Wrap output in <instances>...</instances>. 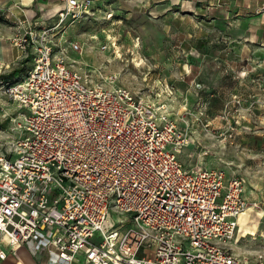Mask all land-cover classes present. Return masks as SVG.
Here are the masks:
<instances>
[{
    "label": "built area",
    "instance_id": "built-area-1",
    "mask_svg": "<svg viewBox=\"0 0 264 264\" xmlns=\"http://www.w3.org/2000/svg\"><path fill=\"white\" fill-rule=\"evenodd\" d=\"M62 1L52 25L35 30L23 16L13 39L31 62L3 86L26 135L0 154V260L25 246L47 264H264V251L250 260L232 249L245 180L186 170L184 117L181 127L151 90L76 68L68 50L83 46L55 35L92 16L94 0ZM111 212L122 218L112 227Z\"/></svg>",
    "mask_w": 264,
    "mask_h": 264
},
{
    "label": "rangeland",
    "instance_id": "rangeland-1",
    "mask_svg": "<svg viewBox=\"0 0 264 264\" xmlns=\"http://www.w3.org/2000/svg\"><path fill=\"white\" fill-rule=\"evenodd\" d=\"M19 2L0 0L2 76L21 67L25 60L13 41L18 36L19 21L25 18L4 9ZM96 4L94 0L93 6ZM114 8L111 18L77 21L61 36L56 34L55 41L67 48L69 42L83 46L81 54L68 50L70 62L76 60L81 72L95 74L103 69L105 74L117 77L116 87L157 94V98L152 94L153 99L167 104L173 119L180 122L184 117L188 123L190 146L179 155L185 169L201 164L207 169L224 170L227 178L240 176L245 180V191H253L252 196H246H251L246 200L247 206L263 208L264 47L255 50L249 46L245 52V38L236 34L197 33L188 18L183 22L175 17L159 21L145 9L126 10L123 3ZM27 19L34 22L36 17ZM33 27L39 30L38 26ZM103 44L107 50L101 49ZM4 91L0 85V154L9 152L12 139L26 135L12 121L23 110ZM121 219L111 212L109 225L112 227ZM256 219L260 218L252 216L250 221L256 229L245 237L238 231V240L256 235ZM94 240H101L99 233ZM242 244H248L249 252L256 250L252 239L241 243V247Z\"/></svg>",
    "mask_w": 264,
    "mask_h": 264
},
{
    "label": "crops",
    "instance_id": "crops-1",
    "mask_svg": "<svg viewBox=\"0 0 264 264\" xmlns=\"http://www.w3.org/2000/svg\"><path fill=\"white\" fill-rule=\"evenodd\" d=\"M96 2L92 9L93 15L88 18H105L106 16L111 18L116 9L114 7L123 3L127 7L126 10L134 8L148 10L153 18L159 21L175 17L183 22L184 18H188L194 24V32L197 33L236 34L238 37H244L245 44L242 50L245 52L250 49L249 46L255 50H258L259 46L264 47V0H96ZM62 8V0H32L30 6H25L20 0L13 7L5 6L4 9L21 17L32 19L36 17L34 24L44 27L55 22L57 13ZM174 9L175 11L180 9L181 12H173ZM183 13L192 14L184 15ZM252 194L253 191L246 189L245 197ZM260 211L264 213V207ZM256 220L258 226L256 235L247 236L232 243L235 253L246 256L250 260L254 259L255 253L264 251V217ZM251 239L256 245L254 252L246 249L248 244H242L243 247H241V243H250ZM0 264H47V258L39 254L33 255L23 246L16 251H7V257L0 260Z\"/></svg>",
    "mask_w": 264,
    "mask_h": 264
},
{
    "label": "bare ground",
    "instance_id": "bare-ground-1",
    "mask_svg": "<svg viewBox=\"0 0 264 264\" xmlns=\"http://www.w3.org/2000/svg\"><path fill=\"white\" fill-rule=\"evenodd\" d=\"M25 6H30L32 0H22ZM252 216H256L257 218L264 217V213L260 210L255 209L254 206H247L244 211L240 214L238 223H239V232H242L243 235L241 237H245L251 231V229H256V225L250 224Z\"/></svg>",
    "mask_w": 264,
    "mask_h": 264
},
{
    "label": "trees",
    "instance_id": "trees-1",
    "mask_svg": "<svg viewBox=\"0 0 264 264\" xmlns=\"http://www.w3.org/2000/svg\"><path fill=\"white\" fill-rule=\"evenodd\" d=\"M31 62V58H27L20 63L21 67L12 69L7 75H0V85H5L20 80L25 75L29 67H24L27 63Z\"/></svg>",
    "mask_w": 264,
    "mask_h": 264
}]
</instances>
